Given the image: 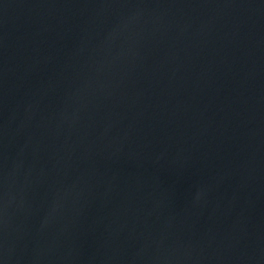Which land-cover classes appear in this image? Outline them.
<instances>
[{
  "label": "water",
  "instance_id": "obj_1",
  "mask_svg": "<svg viewBox=\"0 0 264 264\" xmlns=\"http://www.w3.org/2000/svg\"><path fill=\"white\" fill-rule=\"evenodd\" d=\"M0 264H264V0H0Z\"/></svg>",
  "mask_w": 264,
  "mask_h": 264
}]
</instances>
